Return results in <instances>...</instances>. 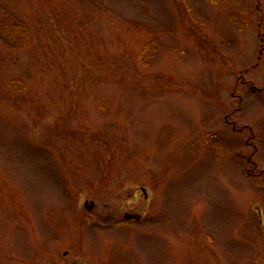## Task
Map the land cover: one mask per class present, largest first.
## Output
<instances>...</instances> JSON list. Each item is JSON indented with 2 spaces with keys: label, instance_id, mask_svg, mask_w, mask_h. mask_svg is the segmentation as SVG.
I'll use <instances>...</instances> for the list:
<instances>
[{
  "label": "rangeland",
  "instance_id": "obj_1",
  "mask_svg": "<svg viewBox=\"0 0 264 264\" xmlns=\"http://www.w3.org/2000/svg\"><path fill=\"white\" fill-rule=\"evenodd\" d=\"M0 264H264V0H0Z\"/></svg>",
  "mask_w": 264,
  "mask_h": 264
},
{
  "label": "trees",
  "instance_id": "obj_2",
  "mask_svg": "<svg viewBox=\"0 0 264 264\" xmlns=\"http://www.w3.org/2000/svg\"><path fill=\"white\" fill-rule=\"evenodd\" d=\"M142 55H143V58H145L147 56L145 51H143Z\"/></svg>",
  "mask_w": 264,
  "mask_h": 264
},
{
  "label": "water",
  "instance_id": "obj_3",
  "mask_svg": "<svg viewBox=\"0 0 264 264\" xmlns=\"http://www.w3.org/2000/svg\"><path fill=\"white\" fill-rule=\"evenodd\" d=\"M128 219H132V217L130 216Z\"/></svg>",
  "mask_w": 264,
  "mask_h": 264
},
{
  "label": "flooded vegetation",
  "instance_id": "obj_4",
  "mask_svg": "<svg viewBox=\"0 0 264 264\" xmlns=\"http://www.w3.org/2000/svg\"><path fill=\"white\" fill-rule=\"evenodd\" d=\"M132 222V221H131Z\"/></svg>",
  "mask_w": 264,
  "mask_h": 264
}]
</instances>
